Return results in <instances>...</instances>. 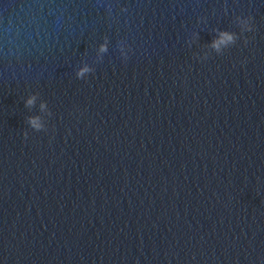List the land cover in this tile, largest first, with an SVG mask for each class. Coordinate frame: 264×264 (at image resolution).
I'll use <instances>...</instances> for the list:
<instances>
[{
	"label": "water",
	"instance_id": "water-1",
	"mask_svg": "<svg viewBox=\"0 0 264 264\" xmlns=\"http://www.w3.org/2000/svg\"><path fill=\"white\" fill-rule=\"evenodd\" d=\"M0 264H264V0H0Z\"/></svg>",
	"mask_w": 264,
	"mask_h": 264
},
{
	"label": "clouds",
	"instance_id": "clouds-1",
	"mask_svg": "<svg viewBox=\"0 0 264 264\" xmlns=\"http://www.w3.org/2000/svg\"><path fill=\"white\" fill-rule=\"evenodd\" d=\"M234 40H235V37H234L233 33L228 32V31H221L220 35H219V38L212 42V47L215 48L217 51H219L220 50V46L222 44L223 45H227L228 43L234 42ZM105 51H107V45L106 44H102L100 46V52H105ZM89 71H91V69L87 65H85L84 67H82L77 72V76L78 77H83L84 73L89 72ZM35 99H36L35 95L29 96L27 98V100L25 101L26 106L34 105ZM40 107H41V109H44L46 107L45 103L42 102ZM29 123H30V125L33 128H35L37 130H39L42 127L40 118L38 116L29 117Z\"/></svg>",
	"mask_w": 264,
	"mask_h": 264
}]
</instances>
